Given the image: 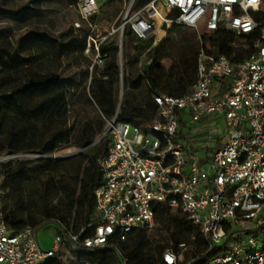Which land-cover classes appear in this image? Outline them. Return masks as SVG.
<instances>
[{
	"label": "built area",
	"instance_id": "1",
	"mask_svg": "<svg viewBox=\"0 0 264 264\" xmlns=\"http://www.w3.org/2000/svg\"><path fill=\"white\" fill-rule=\"evenodd\" d=\"M99 2L77 0L79 19L72 29L85 35L83 54L90 60V74L104 65L112 50L108 46L117 42L119 103L126 64L123 47L129 36L150 43L140 66L146 51L164 38L160 33L174 24L192 28L199 42L196 79L183 95H153L157 114L150 124L104 118L100 138L108 143L98 158L97 222L81 230L92 228L88 236L72 238L90 250L125 240L135 228L152 229L155 205L163 203L179 208L209 247L219 249L203 264H264V0H120L107 27L99 19ZM216 30L256 35L249 46L243 44L249 48L247 54L234 61L204 46L203 34ZM202 117H217L229 125L204 163L171 140L180 120ZM19 156L2 154L0 162ZM4 192L0 177V264H42L58 250L60 235L43 250L32 227L12 232L2 210ZM162 260L183 262L182 254L171 249Z\"/></svg>",
	"mask_w": 264,
	"mask_h": 264
},
{
	"label": "trees",
	"instance_id": "2",
	"mask_svg": "<svg viewBox=\"0 0 264 264\" xmlns=\"http://www.w3.org/2000/svg\"><path fill=\"white\" fill-rule=\"evenodd\" d=\"M76 1L70 0V5L74 8ZM2 5L3 0L0 1V7H3ZM27 7L28 4H23L6 11L20 17ZM77 19L78 13L75 20ZM172 28H180L181 37L189 44L188 62L195 74L191 86L184 81L180 88L174 91L154 83L151 72L158 59L168 51L167 42L163 39L146 51L142 64L130 74L125 70L126 66L136 63L150 45L136 43L133 45V54L123 49L126 57L122 74L123 87L125 81L128 86L122 91L120 103L117 99L120 88L115 49L111 50L104 65L90 74V60L83 54L85 35L82 31L74 32L71 24L69 32L62 34L58 39H52L58 44L59 57L78 52L88 60L83 79L90 100L99 111L95 128L86 124L76 128L67 125L65 117L70 108V101L66 96L67 87L78 84L76 75L70 73L63 76L51 70L41 71L36 68V55L22 54L26 41L36 43L37 36L43 37L45 34L29 31L11 44L5 30H0V155L33 151L47 155L69 146L88 147L93 143L96 134L104 131V118L110 119L113 116L118 121L135 125L150 124L157 114L153 95H183L191 90L196 79L199 48L197 33L194 30L186 33V27L182 25L174 24ZM255 35L256 33L250 36H236L226 30H216L204 33L202 37L209 52L214 55L224 54L237 61L249 50L248 47H243V44L249 46ZM133 39L135 38L129 36L130 42ZM140 82L147 85L146 91H135ZM9 83H12V87L6 90L5 86ZM107 143L108 139H105L98 147L92 145L86 152L80 153V174L78 178L75 176L71 183L66 182V174L60 175L56 181L47 175L50 170L61 167V163L52 158L17 157L0 162L1 186L5 190L2 210L9 229L17 232L30 226L36 231L46 224H54L66 247L77 251V258L89 264H141V259L143 264H155L146 227L135 228L125 240H115L106 247L94 250L83 248L72 238L75 234H78L79 239L88 236L92 228L81 230L88 224L97 222L94 191L101 184L98 158L105 152ZM51 194L58 196V202L52 201L49 197ZM154 209L155 223L166 220L173 227L170 236L163 237L164 243L155 248L159 258L158 264H166L162 256L167 249L179 255L183 254L182 249L187 244H192L197 251L186 256L182 264H203L219 250L209 247L198 228L179 208L173 214V209L163 203H157ZM75 210L79 211V217L73 223ZM181 243H184V247L179 246ZM121 256L125 263L122 262ZM52 257L46 264H63Z\"/></svg>",
	"mask_w": 264,
	"mask_h": 264
},
{
	"label": "rangeland",
	"instance_id": "3",
	"mask_svg": "<svg viewBox=\"0 0 264 264\" xmlns=\"http://www.w3.org/2000/svg\"><path fill=\"white\" fill-rule=\"evenodd\" d=\"M23 4H28V7L21 12L20 17L6 11L8 8ZM2 6L0 7V30H5L11 44H14L17 38L29 31L45 34L43 37L37 36L36 43L26 41L22 50V54L25 56L29 54L36 55V68L38 67L41 71H55L56 73H61L63 76H67L70 73L76 75L78 84L67 87L66 96L70 101V108L65 117L67 125L76 128L77 126L86 124L91 128H95L99 111L90 100L86 82L83 79V72L88 64V60L78 52H74L73 54L67 53L59 57L58 44L52 40L58 39L62 34L69 32L71 24L76 18L77 12L70 5V0H3ZM99 6L102 7L100 10L102 15L99 16V19L102 20V27H107L111 24L121 6L120 0H117V2H114V0H100ZM192 30V28L186 27L185 32L190 33ZM180 31V28H172V26L166 31L163 40L167 42L168 51L165 56L158 59V63L151 72V77L156 85L174 91L178 90L184 81L191 86L193 76L195 75L188 62L189 44L181 37ZM124 39L125 41L127 40V35ZM136 43H143V41L133 39L123 49L129 54H133V51H135L133 45ZM117 46V42H113L108 47L114 49ZM139 61L141 60L139 59L136 63L126 66L125 70L132 74L139 67ZM127 86L128 82L125 81L122 91ZM11 87L12 83H9L5 86V89L10 90ZM146 90L147 85L143 82H140L135 88L136 92ZM119 94L117 98L118 102ZM180 121L182 124L179 125L178 133L172 135L171 140L175 143L179 142L183 144L188 153H194L200 158L201 163H204L213 151L218 148L220 135L225 134L229 128L228 124L226 125L223 120L217 117H202L195 122H189L187 119ZM101 132H98L93 143L85 148L69 146L60 148L54 153L47 155H40L34 151L23 152L19 158L34 159L39 157L55 159L61 163V167L50 170L47 175L53 181H56L60 175L66 174V182L71 183L75 180V176L78 178L80 174L78 156L80 153L86 152L92 145L98 147L105 140V138H100ZM49 197L53 202H58L59 198L55 194H51ZM172 213L175 214L176 209H173ZM78 217L79 211L75 210L72 217L73 223ZM172 230V225L166 220L156 221L155 226L147 230V239L150 242L149 247L151 251L154 252L155 264L159 262L155 248L157 245L164 243L162 238L169 237ZM196 251V248L192 244H187L182 249V260L186 256L195 254ZM122 262L125 263L124 259ZM140 263H144L142 259Z\"/></svg>",
	"mask_w": 264,
	"mask_h": 264
},
{
	"label": "crops",
	"instance_id": "4",
	"mask_svg": "<svg viewBox=\"0 0 264 264\" xmlns=\"http://www.w3.org/2000/svg\"><path fill=\"white\" fill-rule=\"evenodd\" d=\"M58 234V228L54 224H46L35 231L37 243L43 250H48L52 247L53 238ZM78 252L66 247L63 241L57 251L53 255V259H57L63 264H89L77 258ZM44 261L42 264H46Z\"/></svg>",
	"mask_w": 264,
	"mask_h": 264
},
{
	"label": "bare ground",
	"instance_id": "5",
	"mask_svg": "<svg viewBox=\"0 0 264 264\" xmlns=\"http://www.w3.org/2000/svg\"><path fill=\"white\" fill-rule=\"evenodd\" d=\"M160 36H164V34L160 33Z\"/></svg>",
	"mask_w": 264,
	"mask_h": 264
}]
</instances>
